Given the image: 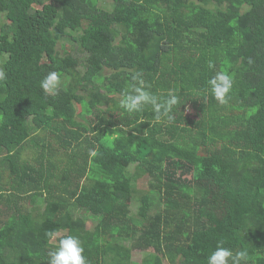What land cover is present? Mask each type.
Returning <instances> with one entry per match:
<instances>
[{"label":"trees","instance_id":"16d2710c","mask_svg":"<svg viewBox=\"0 0 264 264\" xmlns=\"http://www.w3.org/2000/svg\"><path fill=\"white\" fill-rule=\"evenodd\" d=\"M2 15L0 264H48L49 231L88 264H207L218 244L264 264V0H0ZM67 37L82 72L58 58ZM218 71L225 105L206 91ZM135 72L179 97L174 121L119 108Z\"/></svg>","mask_w":264,"mask_h":264},{"label":"clouds","instance_id":"9594fccd","mask_svg":"<svg viewBox=\"0 0 264 264\" xmlns=\"http://www.w3.org/2000/svg\"><path fill=\"white\" fill-rule=\"evenodd\" d=\"M209 68L213 67L209 62ZM2 76V74H0ZM130 90L121 94L119 108L129 117H134L150 108L154 113V118L159 121H174L173 109L180 103V99L173 92L169 91L166 97H161L149 90L142 78V73L131 74ZM207 93L210 94L219 104L225 105L233 89V76L227 71H218L207 80ZM60 86L59 74L55 71L49 72L40 81V88L45 95H57ZM142 119L137 120L138 124H143ZM135 134V133H133ZM112 137H109L111 139ZM97 152L89 150V156L95 157ZM48 241L53 248L48 253V264H88L85 256V249L81 239L76 235H65L58 239L56 231L46 233ZM58 239V243L56 242ZM249 252L247 248L236 250L235 252L218 244L214 251L207 257V264H248Z\"/></svg>","mask_w":264,"mask_h":264},{"label":"rangeland","instance_id":"374dc122","mask_svg":"<svg viewBox=\"0 0 264 264\" xmlns=\"http://www.w3.org/2000/svg\"><path fill=\"white\" fill-rule=\"evenodd\" d=\"M101 7H103L105 10H112L113 8L111 7V6H108V5H106V4H101ZM6 23V19H5V16L4 15H2V16H0V28H1V26L3 25V24H5ZM62 44H63V46H64V50L63 49H59L60 50V52H59V56H58V58L59 59H62L64 56H66L67 54H69V53H73L76 57H78L79 59V63H78V65H79V67H80V71L82 72V71H84L85 70V64H84V60L86 59V57H85V55L84 54H82V53H80L78 50H77V47L75 46V44H74V42H73V40H72V38H69V37H67V38H65L63 41H62ZM60 48V47H59ZM78 107V106H77ZM84 188L85 189H88V188H90L91 186H92V181H90V180H84ZM148 180H143V181H140L139 182V186L140 187H142V189L144 190V189H147L148 188ZM210 187V191H211V196H212V198H214V200L216 199V200H219V202H220V198L222 197V195H223V191H219L218 189H215V187H214V185H211V186H209ZM214 196V197H213ZM220 205H221V209L219 210L218 209V214L219 215H222L224 212H225V210H226V205L225 204H223V203H219ZM218 203H217V207H219L220 205H219ZM96 221H94V220H90L89 222H88V228L90 229V230H93V228L96 226ZM142 258H144V254H142L141 252L140 253H138V252H136V253H134V258H133V260L135 261V260H137V261H141L142 260Z\"/></svg>","mask_w":264,"mask_h":264},{"label":"crops","instance_id":"0c3cea01","mask_svg":"<svg viewBox=\"0 0 264 264\" xmlns=\"http://www.w3.org/2000/svg\"><path fill=\"white\" fill-rule=\"evenodd\" d=\"M133 262H136V263H138L139 261L135 260V261H133Z\"/></svg>","mask_w":264,"mask_h":264}]
</instances>
